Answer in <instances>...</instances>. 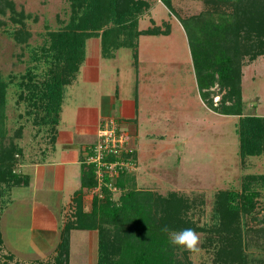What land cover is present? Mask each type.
Wrapping results in <instances>:
<instances>
[{
	"label": "rangeland",
	"instance_id": "374dc122",
	"mask_svg": "<svg viewBox=\"0 0 264 264\" xmlns=\"http://www.w3.org/2000/svg\"><path fill=\"white\" fill-rule=\"evenodd\" d=\"M8 1L22 15H15L21 20L19 23L10 20L7 8L4 13H0V159L5 154H12L15 146L18 147V157L11 160V167L21 172L19 169L29 162L36 148L40 149L44 145L47 129L40 122L41 116H44L41 106L32 110L27 100L18 96L20 94L25 98L29 89L23 85L26 78L22 76L31 70L34 81H39L42 72L51 63L52 58L45 59L40 53L50 48L48 31L53 35L61 34L60 38L67 36L68 39L74 33L81 36L85 56V51L87 55L95 51L93 44L96 39L100 41L98 32L102 28L93 29L89 19L90 9H94L96 0ZM146 1L147 7L138 16L137 29L158 26L164 30L165 25H168L167 32L139 34L135 51L111 44L105 54L109 53L110 56L115 49L125 48L122 51L130 59V71L125 70V75L131 77V82L135 77L140 80V74L145 72L153 84L160 81L162 88L165 85L167 97L175 93L176 104L181 109H175L174 118L165 124L166 127L170 126L166 130H170L160 139L139 135L142 138L137 149L139 156L133 168L136 177L132 172L129 174L134 182L133 187L161 195L173 191L185 199L184 203L189 207L183 208L181 215L201 235L202 243L199 252H189L175 246L180 264H213L214 255L229 250L242 255L243 264H264V186H260V182L249 187L257 191L251 210L246 212L240 209L234 220L240 239L227 238L224 230H218L219 222L215 217L213 194L231 189L239 192L243 174H264V155L248 154L240 157L237 116L212 111L199 95L190 48L193 47L199 55L198 43L208 38L209 33L201 26H196L190 16L204 11L206 6L202 0H171V8L160 0ZM228 5L221 4L220 8L230 9ZM77 20L87 22L82 27L74 26ZM103 23L107 25L109 22ZM18 28L29 33L24 42H17L12 37L13 31ZM239 70L243 113L264 116V55L251 61L244 57ZM64 75L65 71H62L63 78ZM122 84L125 89H129L126 82ZM121 87L123 89V85ZM211 91V99L216 103L224 90L214 86ZM171 98L174 100V97ZM168 102L167 106L171 105ZM120 132H124L122 140L125 141L126 149L120 156L129 160V138L125 129ZM129 167H133L132 162ZM120 170L117 169V174L106 173L100 182L94 175L95 184L82 194L83 205L88 207L92 197L104 200L106 192L103 188H107L113 202H119L122 190L114 182ZM127 178H124L125 181ZM77 186L79 184L74 188L77 189ZM75 192L63 207L62 217L54 210L51 196L44 197L37 193L36 198L42 202L43 209L35 208L34 226L27 232L25 226L31 221V188L29 185L24 187L0 182V264H56L62 224L74 220ZM39 204L36 203V206ZM11 230L18 231V236ZM109 234L112 236L115 233L110 230ZM10 237H13V241L9 240ZM97 245L95 230H71L67 264H97Z\"/></svg>",
	"mask_w": 264,
	"mask_h": 264
},
{
	"label": "trees",
	"instance_id": "16d2710c",
	"mask_svg": "<svg viewBox=\"0 0 264 264\" xmlns=\"http://www.w3.org/2000/svg\"><path fill=\"white\" fill-rule=\"evenodd\" d=\"M160 1L166 7H172L171 0ZM202 1L206 6L205 10L191 15L190 19L196 26L206 29L209 36L198 43L199 55L189 45L199 95L212 111L237 116L236 134L240 157L248 154L264 155V116L243 113L244 105L239 90V68L243 58L251 61L264 55V0ZM221 4H229L230 9H221ZM146 7V0H96L94 9H90L89 19L93 29L102 28L98 32L101 53L105 54L111 44L135 51L139 34L167 32L168 25H165L164 30H160L158 26L137 29L138 16ZM6 8L10 13V20L20 23L21 20L15 18L17 12L12 2L0 0V13H4ZM17 15L21 16L22 13ZM104 21L109 23L104 25ZM85 22L87 21L77 20L74 26H85ZM28 34L23 28H18L13 31L12 37L17 42H24ZM60 35H53L48 31L50 48L40 53L45 59L52 58L51 63L42 72L39 81H34L31 70L26 71L22 78H26L23 85L29 87L28 93L25 98L18 95L27 100L32 110L41 106L44 116H41L40 122L47 126L46 144L54 141L63 90L84 58V41L81 36L74 33L67 39V36L60 38ZM61 63L64 66H60ZM62 71H65L64 78ZM214 86L224 90L216 103L211 99ZM18 154V147L15 146L12 154H5L0 159V182L27 185V174L11 167V160L18 157ZM130 173L129 170H120L114 182L122 190L119 202H113L107 188H103L106 192L105 199L92 197L88 207L84 209L82 194L95 184V178L93 166L83 165L80 186L75 192L74 220L62 224L56 264H67L69 232L73 229L96 231L99 255L97 264H180L169 234L171 231L191 228L190 221L181 215L183 208L187 209L189 206L184 203L185 199L173 191L161 195L134 189ZM241 179L242 189L239 192L231 189L219 190L213 194L218 230H224L226 237L231 240L240 239L239 230H235L234 224L238 211L242 209L247 212L253 206L257 191L250 189L252 184L260 182V186H264V174L257 176L247 173ZM165 227L169 231H164ZM110 230L115 234L111 236ZM219 254L214 255L213 264H243L242 255L232 250L220 251Z\"/></svg>",
	"mask_w": 264,
	"mask_h": 264
},
{
	"label": "crops",
	"instance_id": "0c3cea01",
	"mask_svg": "<svg viewBox=\"0 0 264 264\" xmlns=\"http://www.w3.org/2000/svg\"><path fill=\"white\" fill-rule=\"evenodd\" d=\"M93 47L95 51L91 54L85 51L83 61L63 90L53 143L36 148L29 162L23 164V168L20 166L19 170L28 176L26 186L29 185L32 194V198L29 197L31 221L25 226L27 232L33 229L35 208L43 209L37 193L51 196L54 210L62 217L66 202L79 189L74 186H80L81 169L87 165L83 161L84 154L95 142L97 128L104 119L113 117L119 128L126 130L131 154L127 161L133 163V167L128 166L126 170L136 177L133 168L138 161L141 137H163L170 130H166L170 127L165 126L166 122L174 118L176 108L181 109L176 104L175 93L167 97L165 85L162 88L160 81L153 84L145 72L140 74V80L135 77L131 82V77L125 75V70L130 71V59L122 51L125 48L103 56L98 39ZM123 82L129 89H125ZM168 101L171 102L169 106ZM136 173L139 175V169ZM36 203L41 204L36 206ZM11 232L19 234L16 230ZM9 240L13 241V237Z\"/></svg>",
	"mask_w": 264,
	"mask_h": 264
},
{
	"label": "built area",
	"instance_id": "2783aa9c",
	"mask_svg": "<svg viewBox=\"0 0 264 264\" xmlns=\"http://www.w3.org/2000/svg\"><path fill=\"white\" fill-rule=\"evenodd\" d=\"M120 131L114 119L103 120L97 128L95 142L84 154L83 161L93 166L98 182L106 173L117 174V169H126L130 164L128 159L120 156L126 151L125 141L122 140L124 134Z\"/></svg>",
	"mask_w": 264,
	"mask_h": 264
},
{
	"label": "clouds",
	"instance_id": "9594fccd",
	"mask_svg": "<svg viewBox=\"0 0 264 264\" xmlns=\"http://www.w3.org/2000/svg\"><path fill=\"white\" fill-rule=\"evenodd\" d=\"M164 231H169L165 227ZM170 241L177 247L184 248L189 252H199V245L202 243L201 235L192 228H185L180 231H172L169 234Z\"/></svg>",
	"mask_w": 264,
	"mask_h": 264
}]
</instances>
